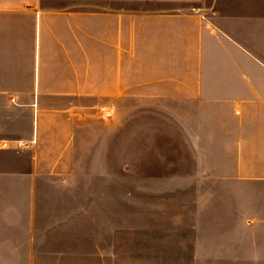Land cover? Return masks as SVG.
Returning a JSON list of instances; mask_svg holds the SVG:
<instances>
[{"label":"crops","instance_id":"crops-1","mask_svg":"<svg viewBox=\"0 0 264 264\" xmlns=\"http://www.w3.org/2000/svg\"><path fill=\"white\" fill-rule=\"evenodd\" d=\"M229 1L0 0V264H264V8ZM141 113L218 190L143 197L119 243L117 129Z\"/></svg>","mask_w":264,"mask_h":264},{"label":"water","instance_id":"water-1","mask_svg":"<svg viewBox=\"0 0 264 264\" xmlns=\"http://www.w3.org/2000/svg\"><path fill=\"white\" fill-rule=\"evenodd\" d=\"M124 122L117 129L116 163L131 179L144 187L174 190L194 179L186 142L173 125L148 113L126 117Z\"/></svg>","mask_w":264,"mask_h":264},{"label":"rangeland","instance_id":"rangeland-1","mask_svg":"<svg viewBox=\"0 0 264 264\" xmlns=\"http://www.w3.org/2000/svg\"><path fill=\"white\" fill-rule=\"evenodd\" d=\"M186 4L192 6H212L214 10L218 7L223 0H183ZM227 1V0H225ZM229 1V0H228ZM241 0H237L239 4ZM230 3V1H229ZM258 3V2H257ZM235 4V2H234ZM255 0H242V7L243 9L246 8H254ZM262 8H264V0H262ZM258 7V4H257ZM126 116L120 118L119 126L121 127L125 124ZM121 131V130H120ZM121 161V160H120ZM130 175L126 172V169L123 165L119 164L118 166V188L117 194L119 196V204H118V211H119V232H118V242H125V237L128 235V228L130 226V220L132 218L128 217L132 214V212H139L142 211V198L147 197L150 198L149 203L145 202L148 207H153L155 210H158V207L161 206L163 210L166 209L168 213L174 212L175 207V197L179 198L180 203L182 202V206L184 211L186 207H190L191 198L194 197L195 199L200 200L201 206H205L207 201V196L211 195V193L215 190L211 188L208 182H205V177L194 176V179L198 178L196 184L191 188H184V189H154L150 186H143L142 182L137 181L136 179L133 180L129 177ZM114 177V176H113ZM222 190V189H219ZM88 196L92 197L96 194H103L104 187L96 188L95 190L91 191V188H87ZM95 191V193H94ZM92 193V194H91ZM156 197H167L166 200H158ZM132 198H134V202L132 203ZM197 201V200H196ZM131 202V203H130ZM90 215H92L93 205H88ZM130 219V220H129ZM87 230L90 231L89 236L86 237L87 243L91 244L95 242V237L93 235L94 229L93 224H87Z\"/></svg>","mask_w":264,"mask_h":264},{"label":"built area","instance_id":"built-area-1","mask_svg":"<svg viewBox=\"0 0 264 264\" xmlns=\"http://www.w3.org/2000/svg\"><path fill=\"white\" fill-rule=\"evenodd\" d=\"M19 145L21 146V145H25V143H19Z\"/></svg>","mask_w":264,"mask_h":264}]
</instances>
